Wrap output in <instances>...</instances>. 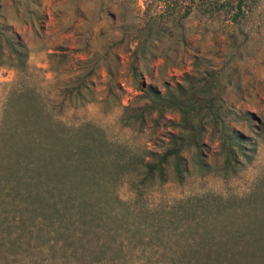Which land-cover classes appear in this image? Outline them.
<instances>
[{"label": "trees", "instance_id": "1", "mask_svg": "<svg viewBox=\"0 0 264 264\" xmlns=\"http://www.w3.org/2000/svg\"><path fill=\"white\" fill-rule=\"evenodd\" d=\"M251 1L196 0L194 9L207 18L223 15L241 29ZM5 29L0 23V50L7 48L22 62L24 46L13 43ZM106 70L103 102L111 106L120 103L115 89L122 88L113 69ZM221 78L206 71L186 74L164 91L149 85L139 106L131 113L124 107L120 119L126 124L149 118L157 125L168 113L177 114L161 153L112 141L90 124L48 123L49 116L39 111L0 130V263L20 255L58 264H264V191L152 198L167 184L186 181L190 150L198 155L201 174L224 178L240 170L241 158H249L253 149L233 123L262 122L226 104ZM81 90L75 99L85 96ZM208 129L219 165L200 157ZM258 129L262 135L264 128ZM123 183L131 191L127 199L119 194Z\"/></svg>", "mask_w": 264, "mask_h": 264}, {"label": "rangeland", "instance_id": "2", "mask_svg": "<svg viewBox=\"0 0 264 264\" xmlns=\"http://www.w3.org/2000/svg\"><path fill=\"white\" fill-rule=\"evenodd\" d=\"M195 1L0 0V23L25 53L18 62L10 50H0V130L20 125L39 111L49 116L48 123L90 124L112 141L161 153L177 114L168 113L157 125L149 118L126 124L120 119L124 107L131 113L139 106L142 89L149 85L164 91L183 82L186 74L219 72L226 104L262 122L233 123L253 151L248 159L241 158L236 174L224 178L215 172L201 174L195 164L198 155L190 150L186 181L169 183L152 198L204 192L241 197L264 191V132L258 135V128H264V0L251 1L252 11L241 29L230 26L223 15H201L194 9ZM150 26L152 37L147 31ZM107 66L122 88L115 89L120 103L111 106L103 102ZM78 88L85 96L75 99ZM209 132L200 157L219 165L221 155ZM119 194L124 199L131 196L128 184L120 186ZM0 264L58 263L9 255Z\"/></svg>", "mask_w": 264, "mask_h": 264}]
</instances>
